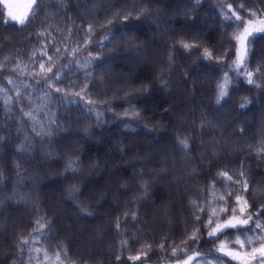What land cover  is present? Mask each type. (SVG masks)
Instances as JSON below:
<instances>
[{"label": "trees", "instance_id": "obj_1", "mask_svg": "<svg viewBox=\"0 0 264 264\" xmlns=\"http://www.w3.org/2000/svg\"><path fill=\"white\" fill-rule=\"evenodd\" d=\"M228 4L244 21L264 20V0H37L19 25L0 0V264H241L221 243L257 264L264 33L248 38L249 84L232 70L243 28L225 19ZM137 9L149 11L117 15ZM225 73L228 95L217 104ZM46 80L68 93L87 87L83 99L65 97ZM233 208L252 220L209 236Z\"/></svg>", "mask_w": 264, "mask_h": 264}, {"label": "snow or ice", "instance_id": "obj_2", "mask_svg": "<svg viewBox=\"0 0 264 264\" xmlns=\"http://www.w3.org/2000/svg\"><path fill=\"white\" fill-rule=\"evenodd\" d=\"M36 2H37V0H31L29 7H31V4H36ZM196 3L199 4L200 0H196ZM239 7L243 8L244 6H243V4H241V5H239ZM227 8H228V12L225 13V19H234L235 21H240L241 23L239 25H237V26L243 28V31L239 35H235L234 36V39L238 42L239 47L236 49V53H235L236 59L232 62V70L236 71L238 75H246L247 82L249 84H252V83H254V81L252 79L254 73L251 70H249L247 68V65H246V58H247V54H248V42H249L248 38L250 36H252L256 32L264 33V20H260L258 22V24H254L253 20L244 21L242 19V17L238 14L236 9H234L232 7L231 4H228ZM148 11H149L148 9H137V10H135V14L133 12H127L126 14H123V15H120L119 13L117 15L120 17V19H122L124 21H127L130 17L138 19L140 17V15H144ZM250 14L252 16H256L257 15L256 12H250ZM9 15L11 16V20L18 22L19 25H24L25 22H26V14H25V16H17V15H13L12 13H9ZM33 15H35V13ZM108 23L111 24L112 20H109ZM91 30H92L91 26H89L88 31L91 32ZM105 39H107V37H105ZM180 44L186 50H190L192 47H196L197 46L195 44L186 43L183 40L180 41ZM57 51H59V49H57ZM204 56L206 58H208V59H211L212 58V53L208 49H204ZM49 59H51V57H49ZM169 59H171V57ZM0 68H3V65H0ZM241 68L244 69L243 73L238 71ZM40 69H41V72H44L45 71V66L43 64H41L40 65ZM46 71L47 72H51L52 68L48 67L46 69ZM256 72L259 73L260 69L257 68ZM54 79L55 80H59L60 78H59V76H55ZM8 82L12 83L11 80H9ZM46 82L48 83L50 88L54 87V84H53L52 80H46ZM161 83L162 84H166L167 82L165 80H162ZM229 83H230L229 78L227 76V73H225L224 77L222 78V82L217 85V89H218L217 96H216V103L217 104H220L221 100H223L224 97H226L228 95L227 85ZM86 87H87V85H85V89H86ZM85 89H82L80 93H68V92H65L63 89H61L59 87H54V90L56 92H61L62 95L65 96V97L68 96V95H76V96H81V99H83L82 93L84 92ZM17 95H19V93H17ZM69 102H71V101H69ZM88 103H93V101H88ZM248 103H249V101L245 98L243 100V102L241 103L240 107L244 108ZM89 111H92V109H89ZM25 115L26 116H31L32 114L30 112H28V113H25ZM97 115L99 116L100 114L97 113ZM133 115L139 116V113L138 112H133ZM2 140H3V138L0 137V141H2ZM178 143L180 144L182 149L186 150L189 147L187 138L179 139ZM18 150L19 151H24L25 150V146H23V145L20 146V148ZM261 150L264 151V148H262ZM72 163H75V162H71L68 167L72 171H77L78 170L77 168L72 167ZM0 175H2V174H0ZM219 175L227 177L228 180H232V177L229 176L227 172H221ZM240 175L243 176V172H241ZM236 182H239V181H236ZM141 187L143 188V190L145 192H147V184L146 183L142 184ZM242 188H243L244 191H247L248 185H247L246 181H244L242 183ZM69 191H70V194H71V193L78 192L79 189L74 187V188L70 189ZM229 195H231V193H229ZM220 199H224V198L220 197ZM236 201H237V204L239 205V203L241 201V197L237 196L236 197ZM244 204L246 205L247 201H244ZM197 207H199V206L197 205ZM81 210L85 211V212L87 211V209H81ZM200 210L203 211L202 208ZM239 210H240L241 214H243L244 211H245L244 207H240ZM221 211L222 212H227L228 209L224 208V209H221ZM235 212H236V209L233 208L232 209L233 215L227 217L223 221V223H220V222L217 221L214 224V221L212 220V218L209 217L208 220H207V223H208V225H213L214 224V227L208 233V235L209 236H215L218 233L222 232L226 228H236L238 226H246V225H248L249 221L252 220V216L251 215H249L247 218H244V219H237V217L235 216ZM213 215H215V210H213ZM133 218H135V217H133ZM197 218H199V217H197ZM37 224L40 225L41 229L43 227H45V225L40 224L39 221H37ZM116 227H117V229L120 228L119 222H117ZM255 227L260 228L261 225L259 223H256ZM191 238L192 239H196L195 234H193V236ZM257 240L259 241V247L251 249V257L253 259H256V254L259 253V259L257 260V264H264V236L257 237ZM28 243H29V241L27 239L21 238V244H28ZM125 243H126V241H125ZM236 243H238L241 248H244V246H245V242L239 240V238H237ZM248 243L249 244L252 243L251 238L248 239ZM161 247H163V246L161 245ZM217 250L220 251V252H223L227 256H231L233 259H239L240 258V253L239 252H234V251H231V250L226 251V245L224 243H221L218 246ZM18 251L23 252L24 249L18 247ZM62 251H64L63 247H61V249L59 251H56V253H55L56 260H58V261L60 260V255H61ZM172 254L176 255V251L173 250ZM144 255H146V253ZM197 255H199V254H197ZM45 258L47 259V253H45ZM117 259H120V257H117ZM129 259L139 260V259H141V256L137 255L135 257H129ZM193 259H195V256L189 257L188 260H185V261L181 262V264H190V261L193 260Z\"/></svg>", "mask_w": 264, "mask_h": 264}, {"label": "rangeland", "instance_id": "obj_3", "mask_svg": "<svg viewBox=\"0 0 264 264\" xmlns=\"http://www.w3.org/2000/svg\"><path fill=\"white\" fill-rule=\"evenodd\" d=\"M5 2L8 6V10L10 13H12L13 15H17V16H24L27 13V11L30 9L29 5H30L31 0H5ZM31 6H32V4H31ZM260 20H262V19H259V20L253 21V22H254V24H258V22ZM134 60H135V58H134ZM136 61L138 62L137 59L135 60V62ZM140 61L141 60H139V63H141ZM129 63L131 64V60ZM108 189H109V187H108ZM74 224H75V228L77 226H79L77 222H75ZM228 250H231V249H226V251H228ZM231 251H234V250H231ZM234 252H237V251H234ZM186 260H188V259H186ZM239 261L241 262V264H250L248 258L245 257L241 253H240ZM181 262H183V261L175 262V263H168V264H181Z\"/></svg>", "mask_w": 264, "mask_h": 264}]
</instances>
